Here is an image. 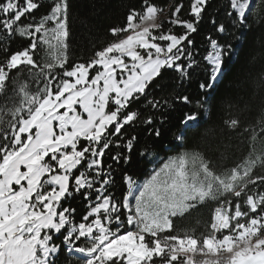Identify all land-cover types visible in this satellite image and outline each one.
Here are the masks:
<instances>
[{"label": "snow or ice", "instance_id": "snow-or-ice-1", "mask_svg": "<svg viewBox=\"0 0 264 264\" xmlns=\"http://www.w3.org/2000/svg\"><path fill=\"white\" fill-rule=\"evenodd\" d=\"M208 3L189 0L188 18L176 5L168 21L176 32L158 22L162 6L141 0L110 27L111 41L76 62L68 56L70 0H51L38 20L40 0H0V264H59L61 254L66 264H264V175L255 172L264 169V120L243 129L251 151L231 167L217 171L202 154L184 153L143 184L124 170L126 191H112L117 165L153 155L154 143L138 147L135 126L159 138L167 120L157 117L193 104L187 94L157 98L151 89L168 70L182 83L201 67L191 36ZM260 11L264 0H229V23L211 19L203 99L181 117L183 130L208 111L234 51L230 29L249 27ZM13 35L30 42L10 50ZM224 123L240 127L236 118ZM78 198L82 213L71 204ZM207 202L215 206L199 236L175 228L173 218ZM194 253L209 258L194 261Z\"/></svg>", "mask_w": 264, "mask_h": 264}, {"label": "trees", "instance_id": "trees-1", "mask_svg": "<svg viewBox=\"0 0 264 264\" xmlns=\"http://www.w3.org/2000/svg\"><path fill=\"white\" fill-rule=\"evenodd\" d=\"M44 5L36 13L37 20L46 14L51 0H40ZM162 6L160 14L165 17L161 23L165 27H174L168 21L175 6L182 4L184 18H188L189 0H155ZM260 0H255V4ZM141 0H70L68 24L70 28L68 56L70 61L82 62L90 58L93 52L113 39L109 29L114 25H122L131 6L139 8ZM229 10V0H209L206 13L197 33L192 34L197 58L201 61V67L194 70L191 78L182 83L177 74L168 70L162 79H158L156 86L151 89V94L157 98H171L177 93H184L193 98L192 105L176 103L172 109H166L165 117H157L158 120L166 119L167 123L156 126L161 127L159 138L151 136L142 125L135 126L140 145L155 144L153 155L144 158L136 153L132 154L130 164L116 166L114 179L116 185L113 193L120 197L126 191V185L121 176L124 170L134 175L136 181L147 179L150 174L158 169L167 159L184 153H200L211 162V166L217 171L231 167L251 151L252 142L249 133L243 132L245 127L257 126L264 120V11L256 16L249 15V27L230 29V35L226 37L233 47V53L227 59L224 67V75L216 84L212 95L209 97L208 111L200 112L201 119L195 128L183 130L180 119L186 111L194 109L195 101L203 99L199 84L207 76L203 71L206 66L203 56L208 48L206 36L216 35L211 19L215 18L225 24L229 23L225 13ZM23 23L30 22V18H23ZM174 31H182L178 26ZM30 42L29 38L13 35L7 41L10 50L21 49ZM40 56L37 55V58ZM143 110L146 105H138ZM146 114V113H145ZM236 118L240 121V127L235 131L229 130L224 121ZM183 130V140L177 141L176 136ZM257 145V150H259ZM115 151V149L113 150ZM107 159V158H106ZM111 163L110 160L107 161ZM256 174L264 175V169L257 168ZM72 207L78 212L84 211V201L76 199L71 201ZM214 202H207L183 217L173 218L177 230H190L199 236L204 231V224L211 217ZM67 258L61 254L59 264H66ZM72 264H77L73 259Z\"/></svg>", "mask_w": 264, "mask_h": 264}, {"label": "rangeland", "instance_id": "rangeland-1", "mask_svg": "<svg viewBox=\"0 0 264 264\" xmlns=\"http://www.w3.org/2000/svg\"><path fill=\"white\" fill-rule=\"evenodd\" d=\"M252 2H255V0H252ZM165 17V15L164 14H158V22H160L161 21V19H163ZM38 55L39 56H43L44 55V53H43V51H40L39 53H38ZM182 155V154H181ZM174 157H177V156H174ZM174 157H171V158H169V159H167L160 167H162L165 163H167L170 159H172V158H174ZM159 167V168H160ZM158 168V169H159ZM158 169H156V170H158ZM153 173V172H152ZM151 173V174H152ZM150 174V175H151ZM150 178V176L147 178V179H149ZM147 179H145V180H142V181H137L139 184H143ZM193 255V259H194V261H200V260H202V259H208L209 257H204L203 256V254H200V253H194V254H192Z\"/></svg>", "mask_w": 264, "mask_h": 264}, {"label": "water", "instance_id": "water-1", "mask_svg": "<svg viewBox=\"0 0 264 264\" xmlns=\"http://www.w3.org/2000/svg\"><path fill=\"white\" fill-rule=\"evenodd\" d=\"M255 4V2H253V5Z\"/></svg>", "mask_w": 264, "mask_h": 264}]
</instances>
